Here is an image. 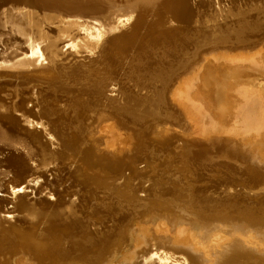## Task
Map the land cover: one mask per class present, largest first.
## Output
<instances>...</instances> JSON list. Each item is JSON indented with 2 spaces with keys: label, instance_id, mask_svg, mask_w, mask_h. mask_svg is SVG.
Instances as JSON below:
<instances>
[{
  "label": "water",
  "instance_id": "obj_1",
  "mask_svg": "<svg viewBox=\"0 0 264 264\" xmlns=\"http://www.w3.org/2000/svg\"><path fill=\"white\" fill-rule=\"evenodd\" d=\"M22 1L29 2L32 8H38L41 12L59 10L65 14H80L84 18L103 15L117 5L130 7L129 5L136 3V6L132 7L135 16L130 24L131 28L127 32L121 31L112 35L109 46L113 47L109 50L114 52L124 48L132 50L129 47L133 45L131 47L138 46V50L147 48L150 56H153L158 53L157 49L162 50L165 46L171 45L177 47V44L189 41L190 37L203 28L205 10H210L217 0H160L153 4L152 0L147 2L146 0H0V11L11 3ZM131 1H133L132 4ZM219 1L227 5L231 3L234 8L238 7L236 11H242L247 21L251 22L250 25L246 23L247 26L245 25L246 28L243 30L245 32L242 35L239 33V38L254 44L264 39V0H236V3L232 0ZM175 9L179 10V19L174 17ZM124 32L125 34L120 36ZM220 36L221 39L225 37L219 34ZM231 37L237 39L235 35ZM187 43V47L184 45V48L189 46L192 48V45ZM196 55L197 57L190 59L189 63L186 62L189 66L200 59L199 52ZM115 57L114 55V59ZM117 70L118 68L115 67V73ZM180 72L174 76V83L177 76L183 73ZM6 78L0 79V84L10 80ZM122 81L131 92H104L103 96L110 100L107 106L109 109L101 108L100 111L103 109L104 112H111L112 115L115 112L123 126L135 132L136 147L132 152L124 153L123 156L105 152L97 153L96 150L90 151L89 155L108 161V165L100 163L102 165L99 167L109 176L105 177V188L107 191L113 188L121 189V193L125 192L130 197L129 204H117L115 199L110 201L106 197L108 194L103 190V192L98 191L99 201L106 200L113 204V207L110 212L104 211L95 217L91 216L93 205L99 210H104V208L101 204H94L96 202L94 200L85 201L89 196L88 192L92 193L93 188L88 190L84 183L72 178L77 177H75L77 166L72 161H60L61 170H56L53 164L49 165L45 176L38 180L44 187L54 182L55 190L46 194L34 193L33 188L27 187V183L35 177L32 176L31 169H34L33 167L40 169L41 165L31 160L26 169L18 162L24 157L23 155H26L28 148L0 141V183L4 185V189L0 191V200L6 205L0 220H5L6 224L11 227H17L20 236H25L26 240L34 238L49 244V256H52L49 260L44 259L40 264H77L79 261L84 264H104L111 256L114 247L118 246L121 249L129 241L126 235L127 229L133 225L135 219H152L161 212L169 211L170 208L176 209L173 213L179 219L183 212L204 219L238 215V213V216L243 218L264 215V180H261L264 177V171L260 167L248 161H242L236 153L230 151L229 144L226 142L211 144L190 142L175 132L171 136H164V132H157V124L169 123L178 128L182 125L181 114L169 102V92H162L163 102L160 110L171 118L167 121L164 117L158 119L152 114L151 117H147V112L148 114L153 112L150 103L153 97H156V93L148 88L142 92L144 89L136 87L134 83L129 84L130 81L123 79ZM2 93L0 96L5 99L3 104L6 106L3 107V104L0 106V138L5 137L6 134L21 136V128L12 122L14 119L20 123L21 127L26 126L23 123V114L16 110L19 99L11 96L10 92ZM59 96L61 98L58 104L51 102L39 104L34 101L26 108L36 113L45 112L52 104L53 109L61 113H69L67 120H58L57 114L49 115V118L53 122L51 125L58 126L62 137L65 136L64 143L67 147L64 148L77 149L79 143H75L72 136V129L76 125L72 122L74 114L68 107L67 94L62 93ZM99 118L96 119L95 124ZM34 122L37 126L34 134L38 136L44 124L39 125L37 120ZM86 122L89 121L86 119ZM42 139L46 140L44 137ZM183 143L186 144L185 147L193 144L191 152L202 155L205 163L199 161L192 163L194 156L186 160L190 165V169H186V165L178 166L181 162L176 157L175 160L169 158L162 166L168 152L171 151L173 155L183 153L182 148H185L182 147ZM6 161H11L14 168L12 174L8 175L9 177L1 174L6 168ZM115 165H118L117 168L114 167ZM16 176H24L21 184L25 185L23 193L26 194L27 200L34 201V199L42 198L52 207L55 205L56 209L53 210L57 212V209L63 210L62 205L57 204L59 200L67 202L75 198L77 208H80L76 210L70 207L69 210L64 209L58 217L45 219L40 223L35 222L37 224L36 234H29L28 228L19 227L27 219L12 212L11 197L5 191L7 184ZM52 207L46 211L48 214L52 213ZM17 238L18 236L7 239L17 242ZM53 247L57 248L53 250ZM244 252L243 255H246V258L241 264H264V254L249 248H246ZM175 253L182 255L178 250ZM184 253L185 255L182 256H186L189 260H196L194 254L185 251ZM140 254L139 261L134 264H142L143 257Z\"/></svg>",
  "mask_w": 264,
  "mask_h": 264
},
{
  "label": "rangeland",
  "instance_id": "obj_2",
  "mask_svg": "<svg viewBox=\"0 0 264 264\" xmlns=\"http://www.w3.org/2000/svg\"><path fill=\"white\" fill-rule=\"evenodd\" d=\"M147 1L149 0H146V2ZM232 1L236 3V0ZM156 2H160V0H152V4ZM132 3L133 1H131V4ZM16 4L17 3H14L16 9L15 13L20 14L22 17L27 18L26 13L28 11L34 12L32 7L28 6L29 4L25 5L20 3L19 5H21V7ZM22 5H24L25 8ZM129 6L130 7H128L127 5H117V7L110 9V11L104 13L103 15L88 18H84L80 14H67V16L69 17H77L79 20L84 21L90 26H94L95 28L101 30L105 38V42L102 45L101 49H97L95 50V52H92V50L89 48H85L79 51V49H76L75 47L67 46L68 52L65 56H68V60H64L63 63L65 61V63H68L71 60L70 66L72 67L68 69L70 73L66 79L67 83L71 85H66L58 89L50 88L52 92H58L57 95L66 93L67 98H69L70 93H79L73 92L72 90L74 89L71 88H73V86L77 88L76 84L80 83L81 85L84 84L82 86V91L84 90L85 92H87V97H91L85 98V95L82 94L79 103H76L75 105H78L77 107H74V105L71 104L69 105L71 106L72 111L79 112L82 115L81 118L84 117V121H82V123L85 127V130L79 132V129L74 128L72 130V134L85 135L84 144L86 143L90 145L89 136L91 134L89 131V125L85 123V118H87L90 113H95V111L99 110V108L105 107L104 109H109L107 106H109L108 103L110 102V100L109 98L103 96L104 92H131L128 90V88H126V85H124V82L122 81L123 79L128 82L130 81L129 84L134 83L136 87L144 89L142 92H145L147 90L146 88H148L151 90V92L156 93V97H153L154 99L150 103L153 107V112L149 114L147 112V117H151L152 115H154V117L158 119L164 117V119H167V121L169 120V118H171V116L160 110L163 102L162 92H169V102L171 106L174 109L178 110V112L181 114L182 125L178 128L169 123H164L163 125L157 124V132H164V136H171V134L175 132L179 136L190 142H203L210 144L213 142H226L227 144H229L230 151L232 153H236L242 161H248L251 164L257 165L264 171V121L261 123L262 126H259V128H251V130H248L250 128L246 129L245 124L242 123L243 121L237 118L236 112L238 110V107L236 105L237 103H235L234 101L235 96L238 95L239 92H241L243 89L251 88L254 85L264 87V72L262 74L254 73L250 76H243L240 82H237L233 77L235 70L239 66L257 65L260 67H264V39L261 42L254 44L248 43L241 37L239 38V33H241L242 35V33L245 32L243 31L246 28L244 26H247L248 23L250 25L251 23L250 21H247L248 19L246 15H243L242 11L240 10L236 11L238 7L234 8L231 3L230 5H227L226 3L217 0L210 10H205V15L207 17L205 16L202 25L203 28L200 30L201 32H198L199 35L204 34V38H202L203 40L201 44L192 48L191 46H189V48L192 49H190L189 52L187 48H184V45H186V42L188 41L177 44V47L175 46L176 48L171 45L169 47L165 46L162 50L157 49L158 53L153 56H150L147 48L144 47L143 49L141 48V50H138L139 47H131L133 45L129 47L132 48V50L124 48L120 51H110L109 49L113 47L109 46L110 37L121 31L127 32L131 28L130 24L134 20L135 16L132 7L136 6V3H133ZM36 15L40 16L39 14ZM206 18L208 19V23ZM234 20L235 23H233ZM75 22L79 21L75 20ZM73 26H71L69 29L71 36L80 33V28L77 27V25H75L74 27ZM53 28L49 27L50 34H57V36L59 37L61 29L59 27ZM125 32L120 36H123ZM196 34L197 33H195V35ZM219 34L224 35L225 37L221 39V36L219 37ZM233 35H235V37L237 36V39H233L231 37ZM120 36L118 38H120ZM61 37L64 38L66 36ZM92 40L93 39L88 38L89 42H91ZM150 49L152 50L153 48ZM177 52H179L180 54H176ZM198 52L200 59L189 66L188 63L190 59L196 58V54ZM114 55L117 58L115 57L114 59ZM79 60L83 61L81 63H75V61ZM187 61L188 63H186ZM115 67L118 68L117 73H115ZM49 68L51 69V71L44 73L43 75H35L26 78H36L38 80L51 82L60 81L61 76H59L51 67ZM180 71H182L183 73L180 76H177V80L174 83V76L177 74V72ZM6 79L11 78L7 77ZM11 80L14 81L15 79L12 78ZM90 85H94L98 89L93 88ZM35 88L42 89L43 87L40 85H36ZM23 90L25 92H33V90H29L27 88H24ZM7 92L17 91L9 88ZM90 99L94 101H91ZM58 103L59 102H57V104ZM97 104L99 105L97 106ZM110 113H105L104 111L100 113V116H104V121H107L108 125L105 131L103 130L102 132H100L101 134H99V137L103 140L101 142L103 143V148L100 152H98L97 150L96 151L97 153L105 152L111 153L113 155L114 153H116L117 156H123L124 153L132 152L136 147L137 137L133 130H129L123 126L121 120L117 117L115 112H113L115 115H112ZM31 114L33 115V111H31ZM86 125L88 126V128ZM96 126L97 122L96 124L94 122L92 124L94 131H96ZM185 145L186 144L183 143L182 147H185ZM192 145L193 144H188V146L184 148V150L187 151L184 157H180L178 154L173 155L171 151L168 152V155L163 160L164 162L162 163V166L167 163V160L169 158L175 160L176 157L181 162L178 166L186 165V169H190V165L186 160L194 156L195 159L191 160L192 163H194L195 161L205 163V159L202 157V155L191 152L190 149L193 148ZM92 159L93 164H99V167L103 163L107 164L108 162L104 158L100 159L92 157ZM23 160L26 164H28V162L32 160L37 161L39 165H41L40 156L38 155L32 157H23ZM58 160L59 159L53 158L47 163L46 166L53 164L55 169L58 170L59 168L60 170V166H56ZM79 161L72 162H74L77 167H80L82 169H80V171L86 173H92L91 170H93V172L96 171V167H89V165L87 163H84V161ZM46 166L41 165V168ZM117 166L118 165H115L114 167L117 168ZM80 171L75 172V177L77 176V178H79V180L76 178L77 182L82 179V177L78 175ZM7 172L8 170L5 168V170H3L1 174L9 177ZM44 172L46 171L44 170ZM98 172H100V169ZM9 173L12 174V172ZM88 174L86 175L89 176ZM99 174H102V176H98ZM106 174L107 172L103 173L101 171V173H98L97 177L104 178L103 182H105V177L108 176ZM16 177L12 178L11 181L13 179H16ZM73 179L76 180L75 178ZM2 180L4 181V179ZM261 180H264V177H262ZM0 185L4 187L2 182L0 183ZM11 186H14L13 189H18L22 186V184L20 181H16L12 183ZM42 187L43 190H51L50 185H47L46 188L44 186ZM11 189L10 186H8V188L6 187V192L10 195L9 197H11L10 201H12V203L10 202V204H12L13 206L11 205L10 208L15 211L18 200L21 198V200L27 199L26 194H14L12 193ZM120 190L121 189H116L109 193V196H113V200L110 199V201H114L115 199L117 204H129V202L131 201L130 197L126 195L125 192L118 194V192H121ZM48 193L51 192L48 191ZM109 196L107 195L106 197L109 198ZM101 201L105 202L103 203L102 207L107 206L108 210L109 208L110 210H112L113 204L107 202L106 200ZM42 202L47 203L46 201ZM1 203L2 204H0V206H5V210V203ZM27 203H31V200H27ZM14 204L16 206H14ZM173 210L176 209L170 208L169 211L161 212L157 217L152 219H135L133 225L129 229H127L126 235L129 241L125 243V245L121 249H119L118 246L114 247L111 256L104 264H134L139 261V253H141L142 255H140L143 257L142 264H203L205 257L201 249H198V247L193 242H188L187 238L190 239L191 236L195 235L198 237V235L200 234L206 240V238L209 236V230H211L212 228H218L219 224H221V226L224 225L223 228L225 227V229H221L222 227L220 226L219 231L226 230L224 232L229 237H227V240L225 237L221 239L223 240V242H225V244L219 240L220 242H214L216 244L220 243L217 245L218 247L215 244L213 245L217 247L218 250L222 247L220 251L224 253L223 255L225 257L229 253V251L223 252L224 249L227 248V246H229L231 249L239 246H242L243 248H249L260 245L255 244V241L258 240L257 238H259L258 243L261 241V239L262 242L264 240L262 236L259 237L260 234H264V215L243 218L241 216H238V213V215H225L204 219L190 216L187 214V212H183L182 217L179 219L176 218ZM239 212L241 213L243 211ZM232 213H234V211ZM161 219L165 220V228L162 227V222L161 224H155V222L157 223V221ZM29 221L30 218H28L26 222H22L19 227L21 229L26 227L28 228V233L30 231L29 234H36L37 226L35 228H32L31 225L33 224V222H31L29 225ZM2 223L5 224L4 222ZM167 223L169 227L166 225ZM182 223L189 227V229L187 227L188 230L185 228L186 226L183 227V234L184 231L187 234L181 235L180 233H182V231L176 234L177 229L175 228L176 226H178L177 224L182 225ZM35 225L37 224L35 223ZM243 227L244 232L248 230L247 228L250 229L247 231V234L243 232L245 234L244 235L242 233L245 237H241V235L239 234L236 236V232H239L238 229H241L242 232ZM208 228L211 229L208 230ZM169 229L170 231L168 232ZM194 229L196 231H194ZM204 229L205 232H207V230L209 231L207 232L208 234L204 232ZM216 231L218 230L216 229L212 233H215ZM0 233V238L2 240L4 237L3 243H1L0 245V259L6 264H40L41 262L43 263L44 259L49 260V258H51L52 256H49L50 251L49 244L47 242H40L34 238H30L31 241L26 240L25 236H20L21 234L18 232V229L15 226H3ZM212 233L210 235H212ZM230 234H234L236 237L234 235L231 236ZM246 235H248V240H246ZM17 236V242H11L9 239H7L15 238ZM237 237H239L240 239L242 238L243 240H240ZM56 248L57 247H53L52 249L55 250ZM176 250H178V252L182 255H185L184 251L192 253L195 255L196 260H189L186 256L182 255L179 256L175 253ZM261 252L264 254V249ZM217 256L215 257L220 258ZM220 256L223 257L222 254ZM214 258L212 259L213 262ZM228 258L225 259L222 264H241L244 261V258L239 257L230 256ZM13 260L16 262H14ZM212 260L209 261L211 262ZM77 264L84 263L79 261L77 262Z\"/></svg>",
  "mask_w": 264,
  "mask_h": 264
},
{
  "label": "bare ground",
  "instance_id": "obj_3",
  "mask_svg": "<svg viewBox=\"0 0 264 264\" xmlns=\"http://www.w3.org/2000/svg\"><path fill=\"white\" fill-rule=\"evenodd\" d=\"M16 3L18 5L20 3L25 4V5L28 4L27 1L26 2L25 1L16 2ZM19 6L21 7V5H19ZM22 6H24V5H22ZM28 6H30V5H28ZM24 8H25V6H24ZM55 8L60 9L61 7H55ZM32 9L34 10V12L36 14H39L40 16L36 15L32 11H28V12L26 11L27 12L26 13L27 18L22 17L20 14L15 13L16 9H15L14 3H11L8 7L4 8L3 11H0V79L6 78V77H10L11 79L12 78L15 79L14 81H12L10 79V80H7V82H5V83L0 84V94L2 92H7L9 88L17 91V92H10V95L19 99V103L17 104L16 110L23 114V117H24L23 123L26 125V126L23 125L21 127L19 122L12 119L13 124L17 125L18 128H21V131H22L21 136L17 137L15 134H12V135L6 134L5 137L3 136V138L2 137L0 138V141L1 142L4 141L6 143H9L10 145H14V146L20 145V146L28 148L26 155H23V156L24 157H28V156L32 157V156L38 155V156H40V164L41 165L46 166L50 160L55 158V159H59L56 166H60L59 162L62 160L63 161H74V162H77L80 160V161H84V163H87L89 165V167H91V166L96 167L97 168L96 171L93 172V170H91L92 173L88 172L89 174L86 172L80 171V169H81L80 167H77L76 171L77 172L80 171L79 174L77 173L78 175H80V177H82V179H80V182L84 183L85 186L88 188V190L89 189L92 190V188H93V192L91 191L92 193L88 192L89 196L85 201L88 202V201L94 200V201H96L94 204H101V206H102L103 203H105V202H103L101 200H100L101 202L99 201L97 192L98 191L99 192L100 191L101 192L107 191L105 188L106 185L104 184L105 182H103L104 178L97 177L98 173H101V170H100V172H98L100 169L99 164L94 165L93 159H92L93 156H90L89 154H90V151H92V150L93 151L97 150L100 152L103 148V143H101L103 140H102V138L99 137L100 136L99 134H101L100 132H102L103 130L105 131V129L108 125L107 121L106 122L104 121L105 120L104 116L103 115L100 116V113L103 111V109H102V111H100L101 108H99V110L95 111V113L92 112V113H90L89 116H87V118H85V123L87 125H89V131L91 134L89 136L90 145L86 144V143L84 144L85 135H83V134L82 135L72 134L73 140H75L74 142L79 143L80 148L78 147L77 149H74V148L71 149V148H64V147H67V145L65 146V143H64L65 136L62 137L61 131H59L58 126L51 125V124H53V122L49 118L50 117L49 115L54 116V114H57L56 118L58 120H62V119L67 120V118H68L67 115H69V113H61L60 111L53 109L52 104H51V107H49V109H47L45 112H43V111L38 112V113L33 112V115H32L31 110L27 109L26 107H27V105H31L32 103H34V101L39 102V104H44V103L47 104L48 102H51L54 104V103L59 102V100L61 98V96H59L60 94L57 95L58 92H52L50 90V88L58 89L60 87L66 86V85H71V84H68L66 81L67 76L70 73V71L68 69L70 67H72V66H70L71 60L68 63H65L66 61L63 63L64 60H68V56L67 57L65 56L68 52L67 46L75 47L76 49H79V51L82 49H85V48H89L92 50V52H95V50L101 49L102 45L104 44V42H105L104 34L101 30L95 28L94 26H90L89 24L85 23L84 21L79 20L77 17L76 18L75 17L74 18L69 17V16H67V14L65 15L64 12H61L59 10H43L41 12L38 8H32ZM168 10H169V8H168ZM178 11H177V9H175V13H174L175 15L174 16H176L177 18H180V13ZM75 20H77L79 22H75ZM206 20L208 23L207 18H206ZM73 25L74 26L77 25V27L80 28V33H78L74 36H71L69 29ZM49 27H52V28L53 27H59L61 29L60 30L61 32L59 33V37L57 36V34L51 35ZM53 29H55V28H53ZM60 35L66 36V37L63 38ZM88 38H91L93 40L91 42H89ZM190 38L191 39H189L188 44L192 45V47H196V46L201 44V42L203 40L202 38H204V34L199 35V33H197L196 35H194V37L192 36ZM190 49L191 48H189V47L187 48L188 52L190 51ZM187 50H184V51H187ZM178 53L179 52H177L176 54H178ZM97 55H99V54H97ZM173 55H175V54H173ZM161 56H163V55H161ZM82 61L83 60L75 61V63H77V62L81 63ZM49 67H51L59 76H61L60 81L51 82V81L38 80L36 78H26V77L35 76V75H43L44 73L51 71V69ZM263 72H264V67H260L257 65L239 66L235 70L233 77L236 79L237 82H240L241 78L243 76L244 77L247 75L250 76L251 74H254V73L262 74ZM98 79H101V78H98ZM36 85H40L43 88L37 89V88H35ZM83 85H81L80 83H77L76 84L77 88H75V86H73V88H71V89H74V90H72L73 92H79V93L78 94H72V93L69 94V96L70 95L71 96L67 99L69 100L68 101V107L70 109H71V106H69L70 104L74 105V107H76L75 105H76V103H79V100H80L82 94L85 95V98H91V97H87V95H86L87 92H85L84 90L82 91ZM90 86L93 88H97L94 85H90ZM24 88H27L29 90H33V92H25L23 90ZM39 91H41V92H39ZM64 94H66V93H64ZM90 100L94 101L92 99H90ZM4 101H5V99H3L2 96H0V106H2ZM234 101H235V103H237L236 105L238 107V110L236 112L237 118H239V120L241 119L243 121L242 123L245 124L246 129L250 128L248 130H251V128H257V127L259 128V126L260 127L262 126L261 123L264 121V87L254 85L251 88L243 89L241 92H239L238 95L235 96ZM98 105L99 104H97V106ZM5 106H6V104H3V107H5ZM105 110H108V109L106 108ZM71 112L74 114V118H73L72 122L77 124V125H75V128L79 129L80 130L79 132H81L82 130L84 131L85 127L83 126V123H82V121H84V117L81 118L82 115L79 112H76V111H71ZM105 113H107V111H105ZM98 117H100V118L98 119V122H97L96 131H94L92 124L96 121V119ZM86 119L89 122H86ZM34 120H37L39 125L44 124L42 126V131L40 132V134L38 136L34 134L35 133L34 130L37 127ZM87 128H88V126H87ZM42 137L46 138V140H43ZM57 149H59V150H57ZM182 149H183V153L181 155H179L180 157H184L187 153V151L184 150V148H182ZM114 155H116V153H114ZM19 160H20V162H18V163L23 165V167H26V169H27L28 164H26L24 162L23 157ZM11 165H12L11 161H6L5 167L8 170V172H7L8 175L11 174L9 172H13L12 170H14L13 165L12 166ZM47 167L48 166L42 167L40 169H35V167H33L34 169H31L32 176L34 175L35 177H33L27 183V187L33 188L34 193H36V192L40 193L41 192V193L46 194V193H48V191H51L52 189L55 190L54 189V186H55L54 182L49 184L51 186V190L50 189H44L43 190L42 186H44V185L40 184V181L38 180L39 178L45 176L46 172H44V170L46 171ZM60 168H61V166H60ZM58 170H59V168H58ZM85 170H86V168H85ZM86 174H88L89 176H87ZM90 174H92V175H90ZM98 176H102V174H99ZM23 179H24V176H18V177H16V179H13L12 181L10 180L9 184H7V188H8V186H10V189L12 187L11 191L14 194L15 193L24 194L23 192H25V189H24L25 185L22 184V186L20 187L22 190L20 188L13 189L15 185L11 186L12 183H14L16 181L22 182ZM77 179L79 180V178H77ZM77 179H76V181H77ZM105 181H106V179H105ZM154 185H155V187L157 186L155 183H154ZM2 188L4 189V187L0 185V191L2 190ZM114 190H116V189H114V188L110 189L108 192H105V193H107L109 196V193L111 191H114ZM5 191H7V190H5ZM118 194H121V192H118ZM112 197L113 196L110 195L109 199L113 200ZM21 199L18 200L17 206L14 204V206H16L15 211H13V209H11V210H12V212L15 213V215H17L19 217H22V218L27 219V220H28V218H30L29 225L31 222H33V223L41 222L45 219L48 220L49 218L51 219L54 217H58V215H61L63 213L64 209L69 210L70 207H74L73 209L77 210L78 208H80V207L77 208V205H76L77 201L75 200V198H73L72 200H69L67 202H65V200H59L57 202V204L62 205L63 210L57 209V212L53 210V209H56L55 205L52 207L50 203L42 202V201H45L42 198H38L36 200L34 199V201H31V203H27V200H21ZM1 202L2 201L0 200V204H2ZM10 202L12 203V201H10ZM15 203H16V201H15ZM51 207H52V210H51L52 213L48 214L46 211L48 210V208L50 209ZM4 208H5V206H3V205H2V207L0 206V217H1L2 212L5 211ZM103 208H104V210H99L97 206L93 205L92 206V212H91L92 214H90V215L95 217L96 215L101 214V212H104V211L110 212L111 211L110 208L108 210L107 206L106 207L103 206ZM2 222H4L6 224L5 220H0V231H1V228L3 226L11 227V225H5ZM161 222H162V227H164L165 226V223H164L165 220L164 219L158 220L157 223L155 222V224L156 225L158 223L161 224ZM173 224H172V226H173ZM217 224H219V223H217ZM156 225H154V226H156ZM166 225L168 226V223ZM177 225L178 226H176V228H175V229H177L176 234L180 233V231H182V233H180L181 235L187 234V233H185V231L183 234V227H185L186 225H184L183 223H182V225H180V224H177ZM198 226H199V223H198ZM220 226H221V224H219V227ZM223 226L224 225L221 226L222 227L221 229H225V227L223 228ZM31 227L35 228L36 225L32 224ZM187 227L188 226H186L185 228L187 229ZM212 227H214V226H212ZM219 227L216 228L218 231H219ZM188 229H189V227H188ZM209 229H211V228H208V230ZM216 229H213V230L215 231ZM243 229H244V227L242 228V232H241V229H238L239 232H241V233L236 232V234L235 233L234 234L236 236L239 234L242 237L245 235L244 233L247 234L248 233L247 231L250 230L249 228H247L248 230H246V227H245L246 231L244 232ZM160 230H161V228H160ZM208 230H207V232L210 231L209 234L207 232H205V229H204V232L209 235L207 237L208 240H207V238L205 240L200 234L198 235V233H197L198 237L195 235V236H191L190 239L187 238L188 242H193L198 247V249H201V251L205 257L203 264H222L223 261L230 256L239 257V258H246L245 257L246 255H243L245 253L244 250L246 248H243L242 246L232 248V249L229 246H227V248L224 249L223 252L229 251V253L225 257L223 255L224 253H222L220 251L222 249V247L219 250L217 248L218 247L217 245L220 243L216 244L214 242L219 241V240L223 242V240H221V239H223L224 237L227 240V237H229V236H227V234L224 232L226 230L219 231V232L216 231L215 233H212V232H214L213 230L212 231L211 230L208 231ZM169 231H170V229L168 230V232ZM194 231H196V230L194 229ZM174 232H175V230H174ZM187 232H189V231H187ZM211 233H212V235H210ZM233 235H231V236H233ZM246 236H247L246 237L247 239L246 238L245 239L248 240V235H246ZM260 236H262V238L264 239V234H260L259 237ZM237 238H239V237H237ZM257 239L259 240V238H257ZM3 240H4V237H3ZM3 240L0 238V245H1V243H3ZM240 240H243V239L241 238ZM258 240L255 241V244L256 245L260 244V245L255 246V247H249V249H253L255 252L263 254L261 251L264 249V240L262 242V239H261V241L259 243H258ZM223 243L225 244V242H223ZM213 244H215L217 247H215ZM256 250H258V251H256ZM0 251H1V246H0ZM221 254L223 257L220 256ZM213 256L214 257L217 256L220 258H216V257L214 258ZM211 257L214 258V262L216 260L215 263L213 262V260H212L213 258H211ZM209 260H212V261L210 262ZM14 262H16V261H14ZM0 264H6V263H4V261H1V259H0Z\"/></svg>",
  "mask_w": 264,
  "mask_h": 264
},
{
  "label": "snow or ice",
  "instance_id": "obj_4",
  "mask_svg": "<svg viewBox=\"0 0 264 264\" xmlns=\"http://www.w3.org/2000/svg\"><path fill=\"white\" fill-rule=\"evenodd\" d=\"M22 190V189H21Z\"/></svg>",
  "mask_w": 264,
  "mask_h": 264
}]
</instances>
